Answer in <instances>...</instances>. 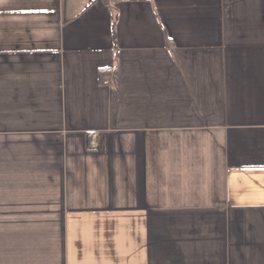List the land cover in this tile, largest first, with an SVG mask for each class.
I'll return each mask as SVG.
<instances>
[{"label": "crops", "instance_id": "crops-1", "mask_svg": "<svg viewBox=\"0 0 264 264\" xmlns=\"http://www.w3.org/2000/svg\"><path fill=\"white\" fill-rule=\"evenodd\" d=\"M0 264H264V0H0Z\"/></svg>", "mask_w": 264, "mask_h": 264}]
</instances>
